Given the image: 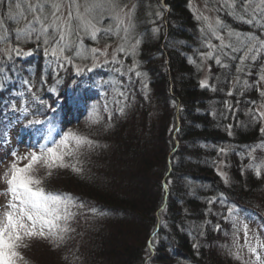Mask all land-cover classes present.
Masks as SVG:
<instances>
[{"label":"trees","instance_id":"16d2710c","mask_svg":"<svg viewBox=\"0 0 264 264\" xmlns=\"http://www.w3.org/2000/svg\"><path fill=\"white\" fill-rule=\"evenodd\" d=\"M252 1L214 4L222 31L239 34L223 42L188 0H164L166 7L137 0L135 55L126 51L77 71L76 61L93 45L89 36L67 63L43 36L39 47L35 33L16 38L26 29L27 10H19L26 0H0V145L48 147L68 137L78 150L68 160L82 168H64L56 180L53 195L71 197L74 231L52 242L40 264H248L229 250L235 252L238 226H264V0ZM250 36L256 48L242 61ZM13 48L22 54L8 58L5 50ZM209 51L203 88L200 53ZM30 120H41L32 132L38 138L23 128ZM17 130L24 135L14 144ZM72 137L96 146H78ZM229 208L234 212L225 219Z\"/></svg>","mask_w":264,"mask_h":264},{"label":"snow or ice","instance_id":"6c2138e0","mask_svg":"<svg viewBox=\"0 0 264 264\" xmlns=\"http://www.w3.org/2000/svg\"><path fill=\"white\" fill-rule=\"evenodd\" d=\"M244 3L245 0H241V7H243ZM44 7L43 4H37L35 8L31 9L34 13H38L34 16V21L36 24L40 25L39 29L30 24L24 30H17V39H19L21 31L26 36L35 33L38 47L40 46L41 36L44 37L42 43L48 45L50 43L48 29H52L51 42L53 44H59L60 41L65 40L68 33L72 30V21L74 19L82 18L80 14L81 5L77 0H70L67 5L69 9L67 17H64L61 12V8L63 7L61 4L48 5V7L52 9L49 14L44 13ZM105 7L107 8L111 19L116 22V26L123 29L126 34L130 33L134 28L132 19L135 6L125 12L124 7L113 2V0H109L106 5H92V8L95 9H104ZM85 10L89 11L90 9L86 8ZM49 16L51 17L50 22ZM196 19L207 21L208 17L201 15L197 16ZM246 22L251 23L252 21L248 20ZM216 24L220 26L221 22L217 19ZM89 27L92 29V38L96 39V32L99 31V29H96L94 25H89ZM208 27L213 33L216 31V29L212 28L211 24H209ZM107 31L110 32L111 29H108ZM230 35H235V33H230ZM218 38L222 40V37ZM246 39L247 43L244 45L246 52L244 56L240 57L242 61L250 53H253L256 48V43H254L257 41L256 36H250ZM125 40H127V35L125 36ZM138 43L139 41H137V44ZM249 45H251V47H249ZM207 47L211 48L213 46L209 43L207 44ZM223 47L225 46L222 45L220 51H222ZM226 47L231 48V45ZM134 49L135 45H132L131 51L128 52V54L134 56ZM45 51H47V49H45ZM57 51L63 56V48H54L52 54L56 55ZM118 51L125 53L126 48L121 46L118 48ZM232 51H237V49L233 48ZM5 52L8 55V58H11L12 53L17 56L22 54L17 48L5 50ZM93 52L97 56L101 54L100 49H95ZM104 54L106 55V53ZM223 54L227 56L226 52ZM200 55L203 59H209L213 57V52L209 51L206 54L200 53ZM251 58L255 59V55H252ZM63 59L67 63L72 62L68 57H63ZM189 62L195 63L194 61ZM215 63L218 65L221 64L219 55L215 57ZM59 67H64V65L61 64ZM133 70L134 68L129 69V71ZM77 71H79V69H77ZM135 75L140 77L143 74L139 71H135ZM262 79H264V77H262ZM200 86L203 88L209 86L207 78L200 81ZM121 95H123V93H121ZM261 95H264V93H261ZM120 112L123 113V108H120ZM259 115L264 116V112H261ZM30 123H39V121H32ZM261 131L264 132V129H261ZM68 139V137H65L60 142V146H63V151H61L60 146H57L39 152L31 151L23 156L18 155L17 150L15 149L10 150L8 153L13 159L5 171L0 174V183L5 185V188L0 195L7 197L5 204L6 210L3 212L2 216H0V264H18V261L22 259L18 249L26 246L24 243L26 239L41 237L51 239L53 243H62L68 238V234L74 231L68 225V221L74 217V214L68 210L72 206L71 197H61L60 195L46 193L42 187L43 180L34 175L38 168L47 169V175H51V169L53 168H71L74 172H82V168L78 167V159L77 163L71 162V159L68 161L65 160L66 156L69 158L78 157V150H72V146L69 145ZM71 139L75 140V143L78 146H84L89 149L96 146L94 141L88 140L87 138L72 137ZM220 151L223 152L224 149H220ZM23 160H26L27 163L23 167H20V162ZM0 163H2V161H0ZM256 174L260 175L259 170H257ZM221 175L223 176L224 174L221 173ZM225 182L227 183L226 177ZM167 186V184L164 185L165 188H167ZM211 202L212 201H209V203ZM80 207H83V205ZM61 209H64L63 214H61ZM92 211L95 210L93 209ZM228 211L230 215L225 217V219L231 218L234 209L229 208ZM57 221H64L63 226L57 223ZM217 230H219L218 225ZM245 232H247L246 225ZM153 244L154 241H150L149 247L151 248ZM248 250L249 252L256 254L257 259H259V253H257L255 247L249 246ZM229 254L233 255L236 259H241L238 253L232 252L231 250H229Z\"/></svg>","mask_w":264,"mask_h":264},{"label":"rangeland","instance_id":"374dc122","mask_svg":"<svg viewBox=\"0 0 264 264\" xmlns=\"http://www.w3.org/2000/svg\"><path fill=\"white\" fill-rule=\"evenodd\" d=\"M235 0H188L190 8L192 12L194 13L195 17L197 16H205L208 17L207 21L199 20L202 22L203 26L209 29L208 25L211 24L213 29H216V31L213 33V31L210 32L213 35L214 38H217L220 41L226 42L228 40L230 33H235L239 35L236 31H233L232 29H229L228 32H223L222 27V21L219 18V16L216 14L214 9V4H222L226 3L228 5V8H232ZM251 3L253 2L250 0ZM70 0H26L25 7H19L20 12H23L24 9L27 10L26 16H24L22 24L26 26V28L32 24L37 29H39L40 25L36 24L34 21V16L38 13H34L31 9L35 8L37 4H43L44 7V13L49 14L52 9L48 7L50 4H61L63 7L61 8V12L63 13L64 17H67L68 14V7ZM77 2L81 5L80 7V14L81 19H74L72 21V30L68 33L65 40L60 41L59 44H53L51 42L52 37V29H48V38L52 46L51 50L53 52V49H59L63 48V57H70L72 55L71 50L73 51L75 47L80 46L81 40L84 39L86 36L93 41V45L87 46L88 50L85 52V57L79 59L76 61L75 66L78 69H82L84 67L88 66H102L105 64H108L115 59H117L118 55H120L121 52L118 51V48L123 46L126 48V51L131 50V46L135 45V35L134 30L132 29L130 33L126 34L123 29L118 28L116 26V22L111 19L109 16L108 10L105 7L104 9H95L92 8V5L94 4H103L106 5L109 0H77ZM113 2L118 3L121 7H124V11L127 12L129 9H131L133 6L136 5L137 0H113ZM159 6H164L165 2L164 0H158ZM225 5V4H224ZM31 6V7H30ZM126 6V7H125ZM157 4V8H159ZM247 6H250L249 3H247ZM90 9L89 11H86L85 9ZM135 10V7H134ZM160 11V9H159ZM18 12V11H17ZM134 13V12H133ZM219 20L221 22V25L218 26L216 24V20ZM51 20V17L49 16V22ZM133 22V19H132ZM127 23V21H126ZM89 25H94L96 29H99V31L96 32V39H93L91 36L92 29L89 27ZM108 29H111V31H107ZM103 33L104 37H101L100 33ZM127 35V40H125V36ZM109 36H112L110 38H107ZM218 37H222V40ZM20 49L27 50L28 47L20 46ZM67 48H70V52H66ZM78 48V47H77ZM100 49L101 54L95 55L93 50ZM77 51V50H76ZM80 52V51H78ZM83 52V51H82ZM106 53V55L104 54ZM57 54H60L59 51H57ZM208 59H204L203 63V80L207 78L209 64ZM3 116V115H2ZM1 116V117H2ZM8 117V116H6ZM5 117V120L7 119ZM32 121H39V123H30ZM41 123V120H30L28 123L23 124V128L25 127L29 128L30 134L28 137H34L38 138L37 135L32 134L34 132V127L36 125H39ZM22 130V126L19 127ZM18 131V132H17ZM13 131L12 135V143L16 144V139H20V136L24 135L21 133V131L17 130ZM22 134V135H21ZM62 136V135H61ZM24 137V138H28ZM71 137V135H70ZM29 139V138H28ZM62 139H58L56 141L55 145H49L48 147H45V143L42 142H33L34 144L27 143L26 145L22 143L23 145L21 147L13 146L11 148L9 147H3L0 145V174H2L5 169L8 167V165L12 161L11 155L8 153L10 150H17L18 155H25L31 151H41L46 150L47 148H55L57 146H60V142ZM26 140V139H25ZM34 140V139H33ZM60 140V141H59ZM28 141V140H26ZM59 141V142H58ZM58 142V143H57ZM70 142V139H68V143ZM44 144V145H39ZM70 145V144H69ZM47 146V145H46ZM61 147V151H63V146ZM65 160L68 161V157H65ZM27 163L26 160H23L20 162V167H23ZM221 165L219 168L221 169ZM64 168H53L51 169V175H47V169L44 168H38L34 175L37 178H41L43 180L42 187L44 188L46 193H54L53 189H56V180H59L61 177L62 170ZM223 173L225 171L221 169ZM5 188V185L0 183V193L3 192ZM7 201V197L4 195H0V216H2L3 212L6 210L5 204ZM243 226V224H241ZM247 232H245V229L242 230L243 227L238 226L237 230L238 232L235 233L233 236V239L236 241V249L235 252L239 254L241 257L242 262H247L248 264H255L252 262V257L256 256V254L249 252L248 248L249 246L255 247L257 250V253H259V258H264V226L259 224L256 220L247 221ZM51 239L41 238V237H33L30 239H26L24 241L25 247H21L18 249V251L21 254L22 259L18 261V264H40L39 262H42L40 258H47L46 250H48V246L52 244ZM44 256V257H43ZM251 258V259H250ZM180 264H191L190 261H182Z\"/></svg>","mask_w":264,"mask_h":264}]
</instances>
